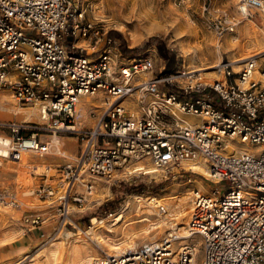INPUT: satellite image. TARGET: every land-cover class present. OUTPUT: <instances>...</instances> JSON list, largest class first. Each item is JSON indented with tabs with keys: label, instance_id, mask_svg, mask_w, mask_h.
I'll list each match as a JSON object with an SVG mask.
<instances>
[{
	"label": "built area",
	"instance_id": "1",
	"mask_svg": "<svg viewBox=\"0 0 264 264\" xmlns=\"http://www.w3.org/2000/svg\"><path fill=\"white\" fill-rule=\"evenodd\" d=\"M236 3L244 17L264 15V0ZM235 25L224 19L217 27L232 31ZM106 32L73 0H0V86L19 104L39 103L44 121L0 119V162L16 164L28 153L53 151L63 158L54 167L57 177L41 174L56 183L41 182L23 193L47 204L46 212L25 211L24 230L41 229L48 220L56 228L69 224L73 212L91 202L95 178L109 180L118 171L123 176L116 182L137 177L144 174L136 169L139 160L164 174L182 162L199 161L206 190H191L186 229L200 239V264H264V60L257 64L251 56L236 71L221 61L214 68L217 79L204 81L187 72L179 85L174 71L162 73L163 65L144 78L157 66V56L147 50L113 52L104 45L110 43L107 37L103 47L93 49ZM103 94L96 121L82 126L76 118L79 98ZM145 95L158 100L146 101ZM133 96L138 110L128 102ZM171 108L199 116L198 124L190 126ZM47 132L73 135L75 153L66 155L52 145L53 138L42 139ZM225 180L223 192L209 186ZM21 203L15 189H0V209H17ZM179 238V229L171 227L161 239L104 252L92 264H193L194 245L176 250Z\"/></svg>",
	"mask_w": 264,
	"mask_h": 264
},
{
	"label": "rangeland",
	"instance_id": "2",
	"mask_svg": "<svg viewBox=\"0 0 264 264\" xmlns=\"http://www.w3.org/2000/svg\"><path fill=\"white\" fill-rule=\"evenodd\" d=\"M73 1L76 3L78 2L86 10V15L89 19H91L93 22L103 23L107 29L102 41H99L93 49L103 47L104 39L107 37L106 39L110 38V43H104V45L111 48L113 52H120L121 54H124L121 51V45L127 49L128 54L144 52L147 50L149 53L155 54L157 56V66H155L153 72H151L153 75L158 73V68H160L162 65V73L166 75L171 71H176V69L179 71L180 69L192 70L212 63L214 64L219 61L230 62L231 59L241 57L244 54L255 51V46H248L244 44L241 47L232 49L231 47H227L225 45L226 40L232 42L236 39V37L240 38L243 43L246 42V38L242 33V27L243 24L247 22V19L253 21V26L256 28L259 34L264 37V27L262 25L264 15L253 12L249 17L242 16L238 12L236 0ZM224 19L233 20L236 22V25L232 31L217 27V24H219V22L223 21ZM175 30L178 31L176 32ZM110 32H114L115 36L109 35ZM132 41H134L133 44H131ZM81 43L86 45V42L83 41V39H78V44ZM92 45L93 43L91 46ZM159 45L174 57L175 63L169 72L164 70L167 59L159 54ZM261 46L264 48V43H262ZM90 50L91 48H88V51ZM255 57L257 64L262 63L264 60V52L256 54ZM244 60L245 59H242L236 63L237 65H233L230 62L233 70H238ZM202 71H193V73L200 75V72ZM151 74L148 75L150 76ZM203 77L204 76H202V78ZM216 78H218V75H216ZM185 80V77H179L178 84L182 85ZM203 80L209 82L212 81L205 78H203ZM0 97L1 105L3 104L2 101L8 100L13 106L15 105L16 110L18 111L29 108L37 109V107H39V103H17L10 91L1 86ZM136 98L137 96H133V98L128 99V102L135 101L136 107H133V109L138 110ZM144 100H158V98L153 97L152 95H145ZM0 108V112L3 111L1 106ZM78 109L80 110L79 105ZM99 109L100 108H92V110H90V116L94 118L91 121L84 119L83 115H81L82 113H80V124L86 127L91 126L97 119V115L100 112ZM175 110L180 116L183 114L192 115L191 113L181 111L177 108H175ZM12 114L15 118L4 119L0 117V119L15 121L18 123L28 122L32 125H42V123H44V121L39 117H35L34 119L28 118L25 120H20L16 119V113L12 112ZM23 132L28 133L30 130H23ZM49 134L50 133L47 132L45 135H42V139L47 140L53 137L55 138V136H51ZM54 138L52 145L55 146L56 144L61 152L65 151L66 155H73V153H75L78 144L73 135L68 133H62L58 135V143L55 142ZM62 161L63 158H61L59 153L57 151H53L42 156L28 153L25 158V163L23 164L27 163L30 165L29 167L5 160L0 162V189L3 187L15 189L19 196L21 195L22 200L21 206L17 209L6 207H2L0 209V264H9L11 262L13 264H28L31 261L35 263L42 261L41 255L43 254L48 241L56 238L58 231L61 228L67 227L75 231L76 235H80L85 238V242H87L86 246L88 247L89 251L95 255V257L101 256L104 252H108L106 248H103V244H101L102 248L100 249V246L97 244L96 240H91L89 238L91 235L86 236L83 233H79L78 231L86 230L90 227L95 229L97 226L92 223V217L97 219L107 217V219L110 220L111 217L108 218V216L111 213L117 211V209L121 206L122 201L130 194L145 195L155 193L161 194L160 196L162 197L165 196V192L160 193V189L162 188L178 190L183 186L190 185L189 195H191L190 191L192 189H200L204 191V189L197 187L198 184H202L206 187L203 177L204 171H197L196 168L187 166V162H182L181 167L173 168L166 174L160 170H156L154 173L139 174L137 177H132L127 180H119L116 182V179H121L123 176V173L118 171L114 174V178L109 180L103 178L94 179L95 190L92 196L94 197L97 195V200L91 196V202L83 205V209L79 210V212H73V217L71 218V222L69 224L66 223L63 226H58L56 228L55 221L48 220L44 222L41 229H34L32 231L24 230L25 225L22 224L20 218L25 213V211L46 212L44 209H46L47 204L46 201L39 200L33 195L30 196L23 193H26L28 190L35 189L41 182H49L53 184L56 183V181H49L48 177L52 174L54 177L58 176L54 167H56V165ZM33 164L36 166V168L32 167ZM47 165H51V168L48 170L45 169ZM132 167L133 166L130 165L127 169H131ZM22 168L27 169V172L25 171L22 173V171H20ZM43 173L48 176L46 177V180L44 179V176L41 175ZM228 182L229 181L225 180L219 183L209 184V186L210 188L217 187L221 190V192H223V190L227 188ZM139 184H142L140 189L129 193L126 192L128 186L132 185L137 187ZM119 198H122L120 202H116V200H114ZM107 202H109L108 205L106 204ZM167 202L168 200H161L162 204L160 205L164 206L163 211L159 210L158 207H156L155 210V218L159 217L158 219L163 221L166 220V223L162 224V226L164 225L165 228L163 227V229L161 226L162 230L158 234L153 232L145 234L143 233L142 229L137 228L134 230L135 233L130 235L131 239L126 240V231L132 225L129 224L130 221H124L113 226L117 228L113 233H104L103 231H100V235L104 236L106 234L109 235V237H112L114 241H122L123 243H121L119 246L120 249H123L128 245H139L144 242L161 239L162 236H164L171 229L174 223L173 217L167 213L169 209V204ZM166 205L168 207L167 209ZM186 218L188 219L187 216ZM107 223L109 222H105L104 225ZM32 234L35 236V239L33 238L30 243H27V245L17 247L21 240L27 239ZM130 240H133L132 242L134 243L130 242ZM196 247L194 264H200L202 254L200 239H197ZM115 251L116 250H112L110 252L113 253Z\"/></svg>",
	"mask_w": 264,
	"mask_h": 264
},
{
	"label": "bare ground",
	"instance_id": "3",
	"mask_svg": "<svg viewBox=\"0 0 264 264\" xmlns=\"http://www.w3.org/2000/svg\"><path fill=\"white\" fill-rule=\"evenodd\" d=\"M171 18H173V17H171ZM252 23H253L252 20L247 19V22H245L243 24V27L241 26L243 29L242 33H243L244 37L246 38L245 43H243L240 40V38H237V37L232 42H230L229 40H226L225 45L227 47L228 46L231 47L232 49H234L236 47H241L244 44L248 45V46H255V48H256L255 51H253L251 53H247L241 57L231 59L230 62L233 65H237L236 63H238L242 59H246V58H249L251 56H255L256 54L264 52V48H262V46H261L262 43H264V37L259 34V32L256 30V28L253 26L254 23L253 24ZM177 24H178V22H177ZM177 26H179V25H177ZM133 42L134 41H132L131 44H133ZM80 45H83V43H81ZM219 62L214 63V64L212 63V64L202 66L199 68H195L192 70L180 69V71H179L176 69V71H174V73H173L174 74L173 76L176 78H179V77H181V75L183 73L200 71V70L202 71L203 70L202 72H200L201 77L204 76L203 78L210 79V80L217 79L216 78V75H217L216 70H214L213 68L217 67ZM182 66H184V65H182ZM148 74H150V72L146 73L144 75V78H146V79L149 78ZM104 99H106V96L104 94L102 95V97L100 99L97 98L96 96H94V97L81 96L79 98L80 110L78 109V113L76 114V118H77V116L80 117V113H82L81 115H83L84 119H87L88 121L93 120L94 118L92 116H90L88 109L99 107L102 104L101 100H104ZM2 102H3V104L2 105L0 104V106L3 109V111L0 112L1 118H4V119L15 118L13 116L12 112L16 113L17 114L16 119H20V120H25L28 118L34 119L35 117L40 118V109H39L40 107H37V109L36 108H29L26 110L18 111V110H16L15 105L13 106L12 103L9 102L8 100H4ZM130 105H132L133 107H136V102L131 101ZM18 109H22V108H18ZM96 111H97V109H96ZM171 111L176 115L177 118L183 120L185 123L189 124L190 126L196 125L199 122V116H197V115L183 114L184 116L183 115L180 116L176 112L175 108L174 109L171 108ZM54 140H55V142L58 143V139L56 136H55ZM230 143H231V145H234L232 142H230ZM26 155H24L21 158V160L18 161V163H19L18 165H23V166L25 165V167L30 166L27 163L23 164V163H25ZM186 164H187V166H189L191 168L192 167L196 168L197 171H201V172L204 171V165H203V163H201L199 161H190V162H187ZM135 166H136V169L144 170V173H154V171H156V168L154 167V165H152L149 161H146L145 159H142V160H139L138 162H136ZM20 171H22V173L25 171L27 172V169L22 168V169H20ZM197 187L206 190V187L202 184H198ZM189 188H190V185L183 186V187L179 188L178 190H173V189L170 190L167 188H162V189H160V193L165 192V196H162L163 198L160 196L161 194H155V193H150V194H145V195L130 194L122 201L121 206L117 209V211H115L114 213H111L108 216V218L111 217L110 220H108L107 217L106 218H100V219L92 217L91 221L97 227L95 229L93 227H90L86 230H78V231H79V233H83L86 236L91 235V237L89 236V238L91 240L95 239L97 244L100 246V249L102 248L101 244H103V248L104 249L106 248L108 250L107 253L110 254L111 253L110 251H112V250H116V251L120 250L119 246L123 242L122 241H118V242L114 241L112 239V237H109V235H106V234L104 236H101L100 231H103L104 233H113L117 229L113 226L118 225L124 221H130L129 224L132 226L129 227L126 231V235H127L126 240L131 239L130 235L134 234L135 233L134 230L137 228L142 229L143 233H145V234H147L149 232H153V233L158 234L161 232L163 227L165 228V226L164 225L162 226V224H165L166 220L163 221L161 219H158L159 217L155 218V210H156V207L163 206V205H160V204H162L161 200L165 199V200H168L167 203L169 204L168 205L169 209H168L167 213L173 217L174 223H173L172 227L175 226L174 228L177 227L180 230V238L178 239L177 243H175L176 250H177V248H179V247H181L187 243H192L194 245L195 251H196L197 239H199V237L195 234L188 235L187 229H186L187 223L189 220L188 215H190V212L192 209V204L190 205L191 195H189ZM190 193H191V191H190ZM93 198L95 200H97V195H95ZM167 208L168 207L166 205V209ZM186 216L188 217V219L186 218ZM105 222H109V223L104 225ZM182 224H184V225H182ZM161 226H162V228H161ZM132 241L133 240H130V242H132ZM86 243L87 242H85V238L80 236V235H76L75 231L71 230L68 227L67 228H61L58 231L56 238L48 241L46 248L43 251V254L41 255L42 261H39L36 263L31 261L28 264H92L93 260L96 257L91 251H89L88 247L86 246ZM132 243H134V242H132ZM105 246H107V247H105ZM18 257H20V256H18ZM194 261H195V259H194ZM9 264H13V263L11 262Z\"/></svg>",
	"mask_w": 264,
	"mask_h": 264
},
{
	"label": "trees",
	"instance_id": "4",
	"mask_svg": "<svg viewBox=\"0 0 264 264\" xmlns=\"http://www.w3.org/2000/svg\"><path fill=\"white\" fill-rule=\"evenodd\" d=\"M109 35H111V36H115V35H114V32H110ZM121 51H122L124 54H128V53H127V52H128L127 49H126L123 45H121ZM158 52H159V54H160L162 57H164V58L167 59L166 64H165V67H164V70H165L166 72H169V71L172 69V67H173V65H174V63H175V60H174L173 55H171L170 53H168V51L165 50V49H164L162 46H160V45L158 46ZM141 185H142V184H139V185H137V187H134V186L130 185V186L127 187L126 192L129 193V192H132V191H134V190L136 191V190H138V189L141 188ZM121 199H122V198L114 199V200H116V202H120ZM106 204L108 205L109 202H107Z\"/></svg>",
	"mask_w": 264,
	"mask_h": 264
},
{
	"label": "crops",
	"instance_id": "5",
	"mask_svg": "<svg viewBox=\"0 0 264 264\" xmlns=\"http://www.w3.org/2000/svg\"><path fill=\"white\" fill-rule=\"evenodd\" d=\"M150 74H151V72H150ZM150 76H151V75H150ZM150 76H149V77H150ZM33 238L35 239V236H33V234H32V235H30L27 239L21 240V241H20V244H18L17 247H22V246H24V245H27V243H30V242L33 240Z\"/></svg>",
	"mask_w": 264,
	"mask_h": 264
}]
</instances>
